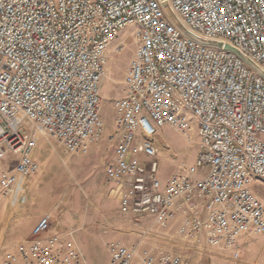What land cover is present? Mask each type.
Instances as JSON below:
<instances>
[{
    "label": "built area",
    "instance_id": "1",
    "mask_svg": "<svg viewBox=\"0 0 264 264\" xmlns=\"http://www.w3.org/2000/svg\"><path fill=\"white\" fill-rule=\"evenodd\" d=\"M136 41L104 165L115 199L144 241L107 244L110 264H188L183 248L241 259L264 234V0H0V185L7 194L41 170L40 137L86 154L105 131L108 50ZM169 127L198 147L193 165L159 177L156 138ZM112 191V192H113ZM45 214L0 264H89L73 232ZM162 243H164L162 245Z\"/></svg>",
    "mask_w": 264,
    "mask_h": 264
},
{
    "label": "rangeland",
    "instance_id": "2",
    "mask_svg": "<svg viewBox=\"0 0 264 264\" xmlns=\"http://www.w3.org/2000/svg\"><path fill=\"white\" fill-rule=\"evenodd\" d=\"M136 48L132 30H125L108 50L101 111L105 131L99 142L86 154L70 155L54 139L42 136L34 152L40 172L10 194L0 185V259L9 246L29 239L33 227L48 213L54 216V228L74 233L89 264H110L107 244L112 239L129 245L144 241L142 254L159 244L143 239L142 233L151 227L148 219L137 225L134 216L123 213L115 199V185L104 171V165L114 160L109 137L114 127L113 104L122 95ZM156 145L162 180L180 167L193 165L198 155L194 142L169 127L159 131ZM10 169L8 163H0V172ZM255 193L264 201V183L256 185ZM241 244V259L236 262L221 251L210 256L204 247L195 250L177 245L173 250L182 252L188 264H264V234L247 236Z\"/></svg>",
    "mask_w": 264,
    "mask_h": 264
},
{
    "label": "crops",
    "instance_id": "3",
    "mask_svg": "<svg viewBox=\"0 0 264 264\" xmlns=\"http://www.w3.org/2000/svg\"><path fill=\"white\" fill-rule=\"evenodd\" d=\"M55 231H57V232H60V231H58L56 228H55ZM113 240V239H112ZM119 240V239H118ZM111 241V240H110Z\"/></svg>",
    "mask_w": 264,
    "mask_h": 264
},
{
    "label": "bare ground",
    "instance_id": "4",
    "mask_svg": "<svg viewBox=\"0 0 264 264\" xmlns=\"http://www.w3.org/2000/svg\"><path fill=\"white\" fill-rule=\"evenodd\" d=\"M107 76V75H106Z\"/></svg>",
    "mask_w": 264,
    "mask_h": 264
}]
</instances>
